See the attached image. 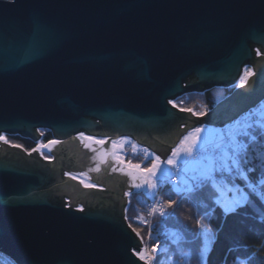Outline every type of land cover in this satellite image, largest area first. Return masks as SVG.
Listing matches in <instances>:
<instances>
[{
	"label": "water",
	"instance_id": "obj_1",
	"mask_svg": "<svg viewBox=\"0 0 264 264\" xmlns=\"http://www.w3.org/2000/svg\"><path fill=\"white\" fill-rule=\"evenodd\" d=\"M248 65V84L203 117L169 103L234 86ZM262 99L264 0H0V135L129 137L165 161L183 133L233 125ZM74 139L76 168L105 189L84 211L54 197L59 157L0 140V251L18 264H144L125 219V193L144 189L111 155L99 163L111 141Z\"/></svg>",
	"mask_w": 264,
	"mask_h": 264
},
{
	"label": "trees",
	"instance_id": "obj_2",
	"mask_svg": "<svg viewBox=\"0 0 264 264\" xmlns=\"http://www.w3.org/2000/svg\"><path fill=\"white\" fill-rule=\"evenodd\" d=\"M214 88L223 90L220 92L216 90L213 94L211 90ZM233 89V86L212 87L202 92H189L175 98L177 99L175 103L178 105L177 109L192 108L200 112L197 105L193 104L198 103L188 97L202 93L204 111L207 114L227 98L234 91ZM248 131L249 136L245 137L241 133L236 143L239 147L238 168L243 169L245 175L238 173V169L229 173L233 183L245 189L247 201L234 208V211H226L216 202L214 187L208 186L207 182H193L194 190L188 194L187 198L177 197L178 207H175L172 218L169 219L166 215V218L156 220L154 230L156 235H153V240H159L160 245L164 246L167 251H162L154 264H157V261L163 264L168 259L175 261L176 264H238L240 262L264 264V183H261L264 181V130L256 126ZM13 141L15 144V140ZM197 185L199 187H196ZM170 189L180 188L166 184L163 190L165 199ZM151 200L152 198L148 197L144 191L132 193L128 197V205L125 209V219L128 225L131 223L137 228L143 240L147 236L148 225L141 224L137 217L141 215L145 217ZM166 211L173 213V209ZM205 212H207L205 217L207 224L213 231V241L203 261L200 259L203 240L198 235L195 220ZM0 256V264H18L1 251Z\"/></svg>",
	"mask_w": 264,
	"mask_h": 264
},
{
	"label": "snow or ice",
	"instance_id": "obj_3",
	"mask_svg": "<svg viewBox=\"0 0 264 264\" xmlns=\"http://www.w3.org/2000/svg\"><path fill=\"white\" fill-rule=\"evenodd\" d=\"M10 2H15V0H10ZM259 54V53H258ZM255 73L251 69H246L243 76L240 79L239 86L244 87L248 84L249 79L254 76ZM170 104H172L173 108H177L178 105L172 101H169ZM180 111H186V112H191L192 115L195 116H200L204 115L205 111L202 110L200 112H196L192 108H179ZM255 116V112L249 113L247 120H245L243 127H242V134L247 137L249 136V129L253 128L254 123L258 126L261 127L262 130H264V121H261L259 119L255 120L253 122V117ZM204 129L197 127L195 128L192 132H190L187 136H185L180 144L175 147L172 152L170 157L165 160L161 161L159 156H155L150 164L147 167L141 168L140 164H132L131 161H128V167L131 169L128 171L126 174L134 181V183L131 185L132 187H135L137 189H147L151 197L154 199V203L149 206L147 215L149 217H154V216H159V217H165L166 215L168 216L169 219L172 218L174 212H175V207H178V200L177 197L184 196L185 198L188 197V194L191 193L194 189L192 186H188L183 192L180 189H170L167 193L166 196L167 198L165 199L164 197H160L159 199H156L160 192H161V185L164 183L169 182V177L172 175V173L166 171L165 169L162 168V165H167L171 169H176L179 171V162L183 161L185 164H188L191 159L196 155L198 145L200 143V134L203 132ZM41 135H43V132H41ZM255 139V137H252ZM79 139L83 142L84 140H88L91 143L94 144H104V140H94L92 137H86L83 134L80 135ZM232 139V134H229V147H231L232 150V155L228 156L227 152L225 151L224 153V158L221 161V166L223 167L226 164L227 159L232 160V164L234 166H239V159L237 158V153L238 149L234 144H231L230 141ZM0 140H2L5 144L9 143L6 137L0 135ZM224 142V137H221V143ZM57 143H60V141L57 140H51L48 142L47 145H39L37 148L32 149V151H40L41 148H49L51 145H55ZM129 143L127 140H120V141H113L112 142V147L115 149L117 147V144L123 146L124 144ZM13 147H20L19 145H12ZM86 148L90 147V144H85L84 145ZM133 149H136V145H132ZM92 151H96V149H92ZM145 153H147V150H143ZM111 155L112 159L115 160L119 164H123L124 161L120 158L118 154L115 152L112 153H106V154H98L99 157V163H106V156ZM151 154H148L145 156V159H148V156ZM92 169H89L91 171ZM96 171H99V164L97 165ZM113 171H116V168L112 169ZM123 170V169H121ZM211 170H209L208 178L211 179L210 175ZM66 175H70L66 173ZM86 175V174H84ZM75 178V177H73ZM81 183H84L83 180H81ZM261 183H264L262 181ZM84 187H95V185L92 184H84ZM196 187H199L197 185ZM255 191V189H253ZM175 193V194H173ZM126 196H130L131 193H125ZM245 200H247V197H244ZM183 202V201H181ZM237 204L240 203V201L236 202ZM167 209H173V213H168L166 210ZM234 211V208L232 209ZM204 216H207V212L204 213ZM127 218V217H126ZM187 218V217H186ZM139 222L141 224H147L148 221L147 219L141 215L137 217ZM195 225L198 229L201 230L203 233H210L211 228L208 224L204 222V218H197L195 220ZM129 228L132 229V232L136 234L137 237L141 238V241H143V237H141L140 231L133 227L132 224H129ZM148 239L152 241L150 245H147L143 247L142 249H133V254L138 257L139 260L144 261V264H152L153 260H156V253L158 249L160 248V242L159 240H153L152 237V231L151 227L149 226V231L147 233ZM210 238V237H209ZM165 252L167 249H163ZM207 251L205 249L204 251H201L200 253V259H204V252ZM157 264H160L159 261H157Z\"/></svg>",
	"mask_w": 264,
	"mask_h": 264
},
{
	"label": "rangeland",
	"instance_id": "obj_4",
	"mask_svg": "<svg viewBox=\"0 0 264 264\" xmlns=\"http://www.w3.org/2000/svg\"><path fill=\"white\" fill-rule=\"evenodd\" d=\"M259 54L257 55L258 57H261V53L258 52ZM246 69H251L253 72L254 68L253 65H248L245 67L244 72ZM244 74V73H243ZM241 79V78H240ZM240 82V80H239ZM239 82H237L233 86V90L236 91L237 89L240 88ZM218 90L219 92L223 89L221 88H214L211 90V92L214 94ZM189 99L197 102L199 104L193 103L195 106L200 109V111L204 110V95L202 93L198 94H192L191 96L188 97ZM179 99V98H178ZM177 99L172 100V102H176ZM255 112V116L253 117V122L257 119L264 121V99H262L254 109H251L247 113H245L241 117H248L249 113ZM204 131L201 132L200 134V143L198 145V149L196 152V155L191 159V161L188 164H185L183 161L179 162V171L181 175V180L192 186L193 182H207L209 184L208 186L214 187L216 189V195H215V200L218 204L222 205L226 211H230L233 208H236L238 205L245 203L247 200L244 199V197H247L246 191L244 188H241L240 185L234 184L232 177L229 176V173H231L233 170L238 169V173L245 175V172L243 169L238 168L237 166H234L232 164L231 159H227L226 164L222 167L221 166V161L224 158V153L225 151L227 152L228 156L232 155V150L231 147H229V134L231 133L230 127L227 126L226 131L224 132L223 129L226 127H218L217 130H213V128L209 125H203ZM260 127L254 123L253 127ZM200 127L199 125H196L194 128H191L188 132H185L182 134V137L180 141L178 142L177 146L180 144L181 140L187 136L190 132H192L195 128ZM241 133H233L232 139L230 141L231 144H234L236 146V143L241 136ZM221 137H224V142L221 143ZM122 140H127L129 143L124 144L123 146L117 144L118 147V152L117 154L120 156V158L125 162V164L128 166V161H131L132 164H140L141 168L147 167L151 160L155 157L158 156L155 153L151 151H147V155L151 154L148 156V159L143 158H136V153L138 150H140V146L136 145V149L128 148L130 144L132 143V139L129 137H123ZM135 145V144H133ZM176 146V147H177ZM237 147V146H236ZM238 153H239V147H237ZM209 151V152H208ZM202 153V155H201ZM238 153H237V158H238ZM171 155V154H170ZM168 156V158L170 157ZM201 155V156H200ZM167 158V159H168ZM161 159V158H160ZM166 159V160H167ZM51 160H54L52 158ZM161 161H163L161 159ZM162 168L165 169L166 171L172 173L171 177L175 174L177 171L176 169H171L167 165H162ZM209 170H211L210 175L211 179L208 178V173ZM177 187V185H176ZM179 188V187H178ZM105 190V189H104ZM144 193L150 197L151 195L149 194L147 189H144ZM153 199V198H152ZM240 201L239 204L236 202ZM204 218V222L207 224V221L205 219L204 215H199L196 218ZM156 229V227H155ZM154 229V230H155ZM152 230V237L156 232ZM198 235L201 236V239L203 240L202 244V250L204 251L207 249V251L204 252V259L207 257V253L210 249V246L213 241V231L211 230L210 233H203L201 232L200 229H198ZM148 233V229H147ZM164 233V231H163ZM147 235V234H146ZM210 237V238H209ZM152 243V241H151ZM164 251V250H163ZM162 252V251H161ZM160 251H157L156 253V259L157 257L161 254ZM1 258V256H0ZM156 260L152 261V264H154ZM1 263V259H0ZM162 264V263H160ZM163 264H176L175 261L168 259L166 262ZM238 264H245L243 262H240Z\"/></svg>",
	"mask_w": 264,
	"mask_h": 264
},
{
	"label": "flooded vegetation",
	"instance_id": "obj_5",
	"mask_svg": "<svg viewBox=\"0 0 264 264\" xmlns=\"http://www.w3.org/2000/svg\"><path fill=\"white\" fill-rule=\"evenodd\" d=\"M37 132L38 139L23 137L20 134H3L2 136L7 138V140L9 141V143H7L8 145H19L20 148L24 149L27 153L34 152L32 151V149L37 148L39 145H47L51 140H73L72 142H68L67 144L62 146H58V143L55 144V146L57 147V150L55 152H52L51 150H49V148H41V150L38 151L40 157L45 161H51L52 158L55 159L59 157V168L61 170L62 180L53 189L54 197L58 203L66 207H74L77 210L84 211L98 206L99 198L97 197L98 195H95V193L98 194V192H95V190L104 192V184L93 180L90 173L82 166L76 168V164H74V155L77 151H80L81 148L79 144L75 143L74 138H79L80 135L83 134L86 137H92L94 140H104L105 143L106 141H120L122 140V138H120V140H117V138L110 139V137L93 135L86 131H81L68 139H59L55 137L54 133L50 129L39 128L37 129ZM41 132H43V135H41ZM13 140H15V144ZM133 144L139 145L141 147L140 150H138L136 153V158H144L147 155L143 151L144 149H146L147 151H151L133 140L128 148H132ZM52 147L53 145L50 146V149H52ZM114 152L117 154L118 147L114 149ZM66 173L70 175H66ZM81 180H83L84 183H81ZM85 183L95 185V187L86 188L84 187ZM67 184H69V186L71 187H68L66 189L65 186Z\"/></svg>",
	"mask_w": 264,
	"mask_h": 264
},
{
	"label": "built area",
	"instance_id": "obj_6",
	"mask_svg": "<svg viewBox=\"0 0 264 264\" xmlns=\"http://www.w3.org/2000/svg\"><path fill=\"white\" fill-rule=\"evenodd\" d=\"M247 118L248 117H239L235 121V123L233 125L228 126L231 129V134L232 135H233V133H240V132H242L243 124H244L245 120H247ZM211 127L213 128V130H217L219 126H211ZM201 128H204V126H201ZM201 155H202V153H201ZM166 184L167 185L169 184V185H172V186H176L177 185V187H179L183 191L189 186L188 184L184 183L181 180L180 171H176L175 174L171 177V179H169V182L164 183V184L161 185V192H160L159 196L156 199H159L160 197H163V190H164V187H165ZM154 202H155L154 199H152L151 202H150V204H149V206H151ZM149 206H148V208H149ZM148 208H147L146 213H145V218L148 221V223H147V225H148V231H149V226L151 227V231H152L156 227V225H155L156 224V220L157 219H164V218H166V216L163 217V218L162 217H159V216L149 217L147 215ZM150 244H151V241L148 239V236H146V238L142 241V247H141V249L143 247L147 246V245H150ZM163 249H165V247L162 246V245H160V248L158 249V251L161 252V251H163Z\"/></svg>",
	"mask_w": 264,
	"mask_h": 264
},
{
	"label": "bare ground",
	"instance_id": "obj_7",
	"mask_svg": "<svg viewBox=\"0 0 264 264\" xmlns=\"http://www.w3.org/2000/svg\"><path fill=\"white\" fill-rule=\"evenodd\" d=\"M244 69H245V68L243 67V73H244ZM242 76H243V74H242ZM242 76H241V77H242ZM225 124H226L225 126H228V125L230 126L231 122H227V123H225ZM76 138H77V137H76ZM78 139H79V138H78ZM79 140H80V141H79L80 144H84V141L82 142L81 139H79ZM117 140H120V138H117ZM62 141H67V140H62ZM60 142H61V141H60ZM106 142H107V141H106ZM110 144L112 145V142H110ZM115 149H116V148H115ZM113 152H114V151H113ZM123 165H124V168L129 169V167H128L126 164L123 163ZM143 191H144V190H143Z\"/></svg>",
	"mask_w": 264,
	"mask_h": 264
}]
</instances>
